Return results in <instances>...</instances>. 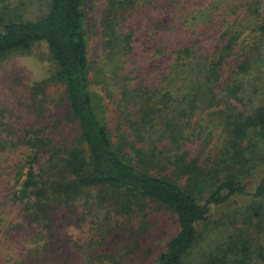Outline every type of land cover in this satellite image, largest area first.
Here are the masks:
<instances>
[{"label": "trees", "instance_id": "trees-1", "mask_svg": "<svg viewBox=\"0 0 264 264\" xmlns=\"http://www.w3.org/2000/svg\"><path fill=\"white\" fill-rule=\"evenodd\" d=\"M84 5L49 0L0 30V58L47 45L79 130L60 145L0 118V210L22 208L42 254L58 206L95 192L107 215L143 217L155 203L178 223L157 264H264V0H107L93 60ZM95 84L117 100L115 129ZM229 206L232 229L214 219Z\"/></svg>", "mask_w": 264, "mask_h": 264}, {"label": "rangeland", "instance_id": "rangeland-1", "mask_svg": "<svg viewBox=\"0 0 264 264\" xmlns=\"http://www.w3.org/2000/svg\"><path fill=\"white\" fill-rule=\"evenodd\" d=\"M106 2L85 0L92 60L95 45L100 41L94 24L96 19H101ZM48 6L49 0H0V30L8 21L20 18L37 20L46 14ZM150 63L153 64V60ZM57 70L45 43L36 44L26 53H14L0 58V112H4L0 113V118L4 117L1 123L8 122L16 126V129L36 125V129L54 142L71 146L77 141L79 130L70 118L64 84L49 81ZM45 81L47 105L45 114L40 117L39 112L31 110V94L35 84ZM96 85V92L103 98L106 121L115 129L119 124L115 113L118 111L117 100L107 97L100 86ZM29 114H32V120L30 117L23 118V115ZM2 138H6V134ZM19 155H12L5 164L11 163ZM258 171L264 174V166ZM7 173L11 171L8 169ZM3 178L9 181L11 176L4 175ZM95 198V192H92L69 206L54 209V220L46 231L54 244L42 254L32 250L36 243L31 242V239L40 231L25 217L22 208H2L0 264H36V260H45V257L50 258L49 264H157L168 242L178 233V223L173 212L152 203L148 205L143 217L107 215ZM230 207L218 209L214 219L219 222L224 219L220 223L228 224L232 229L237 221H234L233 216L238 208ZM211 228H207L206 236L213 237ZM254 230L258 231L256 228ZM33 252L37 255H33Z\"/></svg>", "mask_w": 264, "mask_h": 264}]
</instances>
